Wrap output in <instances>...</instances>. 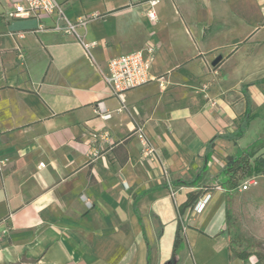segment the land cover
Returning <instances> with one entry per match:
<instances>
[{
	"label": "crops",
	"instance_id": "obj_1",
	"mask_svg": "<svg viewBox=\"0 0 264 264\" xmlns=\"http://www.w3.org/2000/svg\"><path fill=\"white\" fill-rule=\"evenodd\" d=\"M58 1L87 19L77 32L91 54L54 14L18 16L26 0H0V264H253L220 234L217 175L264 126V0H156L155 20L152 0ZM147 44L154 78L123 103L108 62ZM218 56L239 86L203 99L195 81ZM247 99L257 116L231 140ZM138 127L158 160L142 158ZM199 191L211 194L202 209L181 214Z\"/></svg>",
	"mask_w": 264,
	"mask_h": 264
},
{
	"label": "built area",
	"instance_id": "obj_2",
	"mask_svg": "<svg viewBox=\"0 0 264 264\" xmlns=\"http://www.w3.org/2000/svg\"><path fill=\"white\" fill-rule=\"evenodd\" d=\"M156 0L151 1V7L147 13L151 20L156 19V12L154 5ZM16 15L18 16H31L45 13L48 15L54 14L57 17V23L55 25L59 30L68 34H77L79 43L83 47L87 54H91V47L95 42L86 41L77 32L78 25H84L87 19H80L78 22L70 20L64 11L62 4L58 0H26L25 3H19L15 5ZM156 56V46L153 44H147L144 48L124 53L111 58L108 62V74L105 75V79L110 86L113 93L124 103L125 93L127 90L143 85L152 80V66ZM109 115H103L108 117ZM138 130L142 136V148L141 156L143 159L155 161L158 160V151L156 146L152 143L149 137L145 134L142 127H138ZM93 138L96 141L99 138L97 133L93 134ZM40 166H44V163H40ZM163 175L167 179L171 186L170 174L167 168H163ZM255 182L254 178H250L245 181L241 188H248ZM127 188V184H124ZM217 188L224 190L221 185H217ZM211 194H206L203 198L199 199L194 210L199 211L204 204L208 201Z\"/></svg>",
	"mask_w": 264,
	"mask_h": 264
},
{
	"label": "trees",
	"instance_id": "obj_3",
	"mask_svg": "<svg viewBox=\"0 0 264 264\" xmlns=\"http://www.w3.org/2000/svg\"><path fill=\"white\" fill-rule=\"evenodd\" d=\"M257 115L252 114L250 100L247 99V109L241 118L237 129L228 135L231 140H236L244 136L249 128L250 122ZM264 148V127L261 134L249 143L246 147L238 149L235 153L227 157L225 165L219 171L217 177L219 184L224 188L226 203L240 190V186L245 178L253 177L264 173V154L260 152ZM186 182V181H184ZM200 193H190L185 204L180 208V213L184 214L187 208H193L200 199ZM226 227L220 233L228 240V250L245 262L253 259V264H264V252L253 249L246 239L237 234L232 225V214L230 208L226 207ZM183 246L181 228L178 229L173 252L176 255Z\"/></svg>",
	"mask_w": 264,
	"mask_h": 264
},
{
	"label": "rangeland",
	"instance_id": "obj_4",
	"mask_svg": "<svg viewBox=\"0 0 264 264\" xmlns=\"http://www.w3.org/2000/svg\"><path fill=\"white\" fill-rule=\"evenodd\" d=\"M238 41L231 44L228 56L236 52ZM252 54V51L249 52V55ZM206 75L195 81V92L203 99L223 96L228 90L239 86L237 83H227L221 78L220 66L208 64ZM262 125L259 124L257 127ZM260 152L264 154V148ZM250 178H254L255 182L246 189L241 188ZM226 207L230 208L235 232L243 236L253 249L264 252V173L245 178L240 190L228 204L226 203ZM216 219L220 222L225 221V206L216 215Z\"/></svg>",
	"mask_w": 264,
	"mask_h": 264
},
{
	"label": "water",
	"instance_id": "obj_5",
	"mask_svg": "<svg viewBox=\"0 0 264 264\" xmlns=\"http://www.w3.org/2000/svg\"><path fill=\"white\" fill-rule=\"evenodd\" d=\"M222 56H218L214 61H213V65H216L220 60H221Z\"/></svg>",
	"mask_w": 264,
	"mask_h": 264
}]
</instances>
